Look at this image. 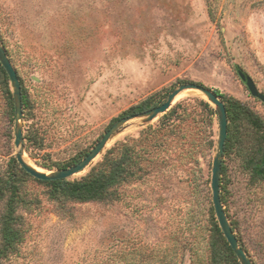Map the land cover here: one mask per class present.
<instances>
[{"label": "rangeland", "instance_id": "374dc122", "mask_svg": "<svg viewBox=\"0 0 264 264\" xmlns=\"http://www.w3.org/2000/svg\"><path fill=\"white\" fill-rule=\"evenodd\" d=\"M0 43L27 102L24 159L44 173L88 152L130 108L149 98L159 105L184 83L233 98L264 120V105L235 72L264 93V0H0ZM201 102L215 110L190 89L165 113L171 120L129 121L83 174L66 180L81 179L123 143L138 150L134 177L102 201L81 203L52 196L11 164L12 89L0 76V178L11 173L16 181L22 231L1 264H211L218 122ZM237 136L223 152L220 199L251 263L264 264V182L244 167L251 130L238 126Z\"/></svg>", "mask_w": 264, "mask_h": 264}, {"label": "trees", "instance_id": "16d2710c", "mask_svg": "<svg viewBox=\"0 0 264 264\" xmlns=\"http://www.w3.org/2000/svg\"><path fill=\"white\" fill-rule=\"evenodd\" d=\"M0 76L5 80V82L8 81L6 73L4 72L1 65ZM214 93L224 103L227 115V138L224 145V151H228L229 148L235 143L238 137V126L245 124L251 130L253 140L250 151L244 159V167L249 173L250 179L253 182H264V120L258 117L241 102L218 94L216 91ZM22 104L23 107L27 105L24 97H22ZM200 104L206 111H208L209 114L212 116L216 115L215 110L211 109L208 103L201 102ZM156 105L157 103L152 102V98H149L141 104L130 108L118 118L112 120L109 126L123 117L145 111ZM165 115L167 116H164L163 119L171 120L170 116H172V112H169V114ZM137 152L138 150L136 151L131 145L123 143L120 146H116L106 151L105 154H103L101 160L79 180H36L39 183L47 185L50 188L52 196L67 198L81 203L102 201L106 199L108 191L113 186L134 177L135 156ZM86 153L73 160L71 163H68L64 166H59L57 169L61 170L74 165L80 161L86 155ZM15 163V159H12L11 164L14 165ZM5 191L9 193V197L6 201L5 214L3 215L0 222V264L2 260L6 259L9 255L15 252L18 244L22 240V231L18 226L19 219L15 215L14 206V203L17 201V186L16 181L11 173H8L5 179L0 178V201ZM211 226L214 233V239L216 241V243L211 247V264H239L235 255L224 239L222 232L213 217V214Z\"/></svg>", "mask_w": 264, "mask_h": 264}, {"label": "water", "instance_id": "95a60500", "mask_svg": "<svg viewBox=\"0 0 264 264\" xmlns=\"http://www.w3.org/2000/svg\"><path fill=\"white\" fill-rule=\"evenodd\" d=\"M0 65L3 68L6 76L10 82L12 89V104H13V117H14V146L17 149L15 153V159L20 168L30 175L31 177L40 181H58L66 180L80 172H83L88 168L94 160H96L105 150L108 143L116 137L124 126L131 120L139 119L141 124L146 125L151 123L158 116L165 114L174 103L175 98L184 91L193 89L200 91L207 101L214 106L217 122H218V139L216 152L212 162L211 169V201L213 212L217 221V224L222 232L224 239L235 255L239 264H252L249 257L246 255L243 248L240 246L237 237L228 221L225 214L223 205L220 199V173L222 166V156L224 152V145L227 137V115L224 103L209 89L195 84V83H184L179 85L177 88L172 90L166 97L165 101L159 105L151 107L145 111L131 114L123 117L114 122L99 138L95 145L86 153V155L74 165L57 170L54 172L44 173L40 172L31 164L24 159L23 151V136H22V93L19 78L16 71L12 67L9 58L6 55L4 48L0 43ZM235 72L241 83L245 86L250 96L259 100L264 105V93L259 92L252 78L246 74L239 67H235Z\"/></svg>", "mask_w": 264, "mask_h": 264}, {"label": "bare ground", "instance_id": "6f19581e", "mask_svg": "<svg viewBox=\"0 0 264 264\" xmlns=\"http://www.w3.org/2000/svg\"><path fill=\"white\" fill-rule=\"evenodd\" d=\"M186 91H184V92H182L181 94H179L176 98H175V100H177L178 98H180L181 96H183L184 95V93H185ZM174 100V101H175ZM173 101V102H174ZM25 160H27V159H25ZM32 165V164H31ZM34 167V166H33ZM35 169H37V168H35ZM38 170V169H37ZM38 171H40V170H38ZM40 172H43V171H40ZM84 173V171L83 172H80V173H78V174H76V175H74V176H80L81 174H83Z\"/></svg>", "mask_w": 264, "mask_h": 264}]
</instances>
